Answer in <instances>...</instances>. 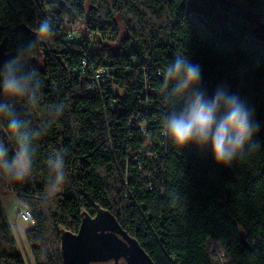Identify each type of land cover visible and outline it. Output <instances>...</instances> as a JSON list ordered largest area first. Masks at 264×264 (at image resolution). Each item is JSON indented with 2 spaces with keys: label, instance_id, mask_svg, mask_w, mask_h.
Wrapping results in <instances>:
<instances>
[{
  "label": "trees",
  "instance_id": "trees-1",
  "mask_svg": "<svg viewBox=\"0 0 264 264\" xmlns=\"http://www.w3.org/2000/svg\"><path fill=\"white\" fill-rule=\"evenodd\" d=\"M189 1L0 0V42L15 54L0 70V187L36 224L23 234L33 264H63L60 232L77 234L98 208L152 264H264V31L225 2ZM241 1L264 21V0ZM179 54L199 65L208 97L223 87L254 112L251 151L231 165L164 133L188 101L163 74ZM90 67L107 70V85ZM10 76L22 92L5 93ZM22 147L17 182L9 169ZM14 244L0 202V264H25L3 248Z\"/></svg>",
  "mask_w": 264,
  "mask_h": 264
},
{
  "label": "clouds",
  "instance_id": "clouds-1",
  "mask_svg": "<svg viewBox=\"0 0 264 264\" xmlns=\"http://www.w3.org/2000/svg\"><path fill=\"white\" fill-rule=\"evenodd\" d=\"M42 31L49 33L47 27ZM163 74L166 81L174 82L177 93L188 98L187 103L165 118L164 133L175 146L183 148L194 144L200 149L210 150L215 162L223 166L240 159L246 153V147L251 151L249 146L259 125L253 110L237 95L220 87L208 97L200 88L199 65L183 54L176 55ZM24 86L21 79L11 76L3 82L5 93L10 95L22 92ZM17 127L16 121L9 124L12 130ZM17 156L14 167L9 169L13 172L10 179L20 182L28 172L26 147H22ZM3 167L8 169L6 162Z\"/></svg>",
  "mask_w": 264,
  "mask_h": 264
},
{
  "label": "water",
  "instance_id": "water-1",
  "mask_svg": "<svg viewBox=\"0 0 264 264\" xmlns=\"http://www.w3.org/2000/svg\"><path fill=\"white\" fill-rule=\"evenodd\" d=\"M31 39L37 46L35 33ZM0 42V70L14 57ZM0 134L2 130L0 128ZM60 252L63 264H152L135 239L129 237L108 212L97 209L94 217L81 219L77 234L60 232Z\"/></svg>",
  "mask_w": 264,
  "mask_h": 264
},
{
  "label": "rangeland",
  "instance_id": "rangeland-1",
  "mask_svg": "<svg viewBox=\"0 0 264 264\" xmlns=\"http://www.w3.org/2000/svg\"><path fill=\"white\" fill-rule=\"evenodd\" d=\"M213 5H215L217 2H225L231 6H233V11L235 14L242 16L243 18L247 20H251L255 23L254 30L257 31H264V21H262L255 12H253L248 5L243 3L241 0H209ZM189 7L198 8L193 0L189 1ZM216 21L222 28L224 32L227 31V25H228V19L226 16L218 12L216 15ZM73 30V29H72ZM75 33V31H74ZM74 39L78 40L81 39L80 35L77 33L74 36ZM90 42L93 41L92 37L87 38ZM258 45L261 47V49L264 51V43H258ZM57 169L60 171L59 167L56 166ZM61 181L63 182L65 180V177L63 174H61ZM0 202L3 208V211L9 221L13 237L15 240V244L12 248H10L7 245H3L4 250L10 251V252H17L19 253L25 264H33L31 256L29 254L27 245L25 243L23 234L24 231L29 229L30 227L23 222L19 215H17V207H18V201L14 194L8 190L7 188L0 187ZM219 260L222 259V256L218 257ZM99 264H106V263H99Z\"/></svg>",
  "mask_w": 264,
  "mask_h": 264
},
{
  "label": "built area",
  "instance_id": "built-area-1",
  "mask_svg": "<svg viewBox=\"0 0 264 264\" xmlns=\"http://www.w3.org/2000/svg\"><path fill=\"white\" fill-rule=\"evenodd\" d=\"M89 75L91 76V81L99 87L100 84H106L110 80V76L106 69L98 68L94 69L93 67L88 68ZM17 215L19 218L25 222L31 229L36 230V224L26 206L21 203H18Z\"/></svg>",
  "mask_w": 264,
  "mask_h": 264
},
{
  "label": "flooded vegetation",
  "instance_id": "flooded-vegetation-1",
  "mask_svg": "<svg viewBox=\"0 0 264 264\" xmlns=\"http://www.w3.org/2000/svg\"><path fill=\"white\" fill-rule=\"evenodd\" d=\"M95 264H99V263H95ZM106 264H111V262H108V263H106Z\"/></svg>",
  "mask_w": 264,
  "mask_h": 264
}]
</instances>
